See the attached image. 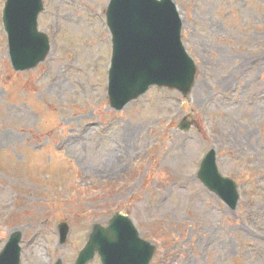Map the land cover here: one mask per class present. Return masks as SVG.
<instances>
[{"label": "rangeland", "instance_id": "1", "mask_svg": "<svg viewBox=\"0 0 264 264\" xmlns=\"http://www.w3.org/2000/svg\"><path fill=\"white\" fill-rule=\"evenodd\" d=\"M107 2L44 0L49 53L16 71L0 0V133L13 134L0 142V250L20 230V264H75L92 224L124 211L157 247L149 264H264V0H174L194 85L151 86L119 111ZM211 148L239 187L234 210L196 176Z\"/></svg>", "mask_w": 264, "mask_h": 264}, {"label": "water", "instance_id": "2", "mask_svg": "<svg viewBox=\"0 0 264 264\" xmlns=\"http://www.w3.org/2000/svg\"><path fill=\"white\" fill-rule=\"evenodd\" d=\"M43 9V0H5L2 21L16 70L33 68L48 54V36L37 24ZM105 16L112 40L107 87L112 108L122 109L154 84L189 94L197 67L182 43V22L172 0H110ZM191 124L184 118L177 128L186 131ZM197 177L235 209L239 199L236 183L219 172L214 149L203 157ZM58 229L63 243L69 226L60 222ZM20 239L19 230L10 234L0 251V264H19ZM155 250L126 214L116 212L106 226L92 225L76 264H86L96 252L101 264H148ZM54 264H62L61 259Z\"/></svg>", "mask_w": 264, "mask_h": 264}, {"label": "bare ground", "instance_id": "3", "mask_svg": "<svg viewBox=\"0 0 264 264\" xmlns=\"http://www.w3.org/2000/svg\"><path fill=\"white\" fill-rule=\"evenodd\" d=\"M26 115H27V117H29V115L27 113H26ZM85 128H86V126H85ZM82 131H84V128L83 127L79 128L78 132L77 133L75 132V134L72 135L73 136L72 138H70V137L67 138L66 137V139L64 140L63 143L65 145L66 144L68 145L71 140H74L75 138H78V136L82 133ZM12 137H13V134H10V133H7V132L0 133V142H4L6 140V138L11 139Z\"/></svg>", "mask_w": 264, "mask_h": 264}]
</instances>
